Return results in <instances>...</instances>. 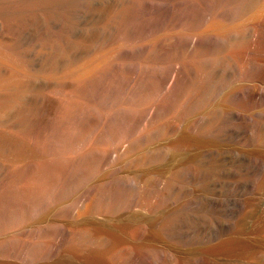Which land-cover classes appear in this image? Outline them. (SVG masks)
I'll use <instances>...</instances> for the list:
<instances>
[{
  "label": "bare ground",
  "instance_id": "6f19581e",
  "mask_svg": "<svg viewBox=\"0 0 264 264\" xmlns=\"http://www.w3.org/2000/svg\"><path fill=\"white\" fill-rule=\"evenodd\" d=\"M261 1L0 0V264L264 263Z\"/></svg>",
  "mask_w": 264,
  "mask_h": 264
},
{
  "label": "rangeland",
  "instance_id": "374dc122",
  "mask_svg": "<svg viewBox=\"0 0 264 264\" xmlns=\"http://www.w3.org/2000/svg\"><path fill=\"white\" fill-rule=\"evenodd\" d=\"M242 1H245V0H242ZM231 4H233V2ZM240 9L242 10L246 8L241 6ZM237 22L238 24L243 25V26H247L250 24H254L257 26V25H260L261 23H264V1L262 0L256 6L252 7V9H250L248 13H246V15L242 17L241 19H239ZM231 49L232 50H231L230 56L234 62L238 64L240 63L243 64V62L246 63V62L251 61L252 63L258 64L259 58L257 57V55L264 54V36L261 37L259 40H257L256 43L254 42L252 46L250 47L248 46L246 50H243V49L239 50L236 48H231ZM231 67L233 69L234 65H231ZM256 73L263 76L264 68H260ZM245 83L253 85V84H257L258 82H250L247 80L242 82V84H245ZM241 108H244V109H239L238 111L241 112L242 114L252 113V109H250L249 107L248 108L241 107ZM263 140H264L263 134L259 133L257 137V141H256L258 146L263 144L262 143ZM237 148L239 152V157L237 160L236 172L235 173L230 172L231 160L229 159L228 154H225L224 159L222 161V167L220 168L222 170V175H221L220 180L224 182L225 184L227 183L242 184L243 182L248 181V180H251L252 182L254 181L257 184V191L255 194H251V196H249L247 192H245L244 190L245 187L242 188L241 186H238L236 192H234L233 195L236 197L245 196V197H252V198L259 199L263 195L262 191L260 190L261 189L260 184H262V181L264 179L263 178L264 176H262L264 172V164H263L264 163V150L260 147L249 148L245 146H237ZM247 159L251 161L253 159H259L262 162V166H259L258 164L254 165L250 163V161H248ZM195 167L200 168L201 166L197 164ZM219 214H221L224 219H232L236 217V213L232 212L231 210L221 211ZM230 235H228V237L230 238L234 237V235L232 236ZM252 238H253L252 243L255 246L257 247L264 246V240L262 239L260 233L253 235ZM151 243L155 245L158 252H160L159 250L166 251L170 249V247L172 246L168 243H162V242H151ZM118 244H120L121 246H128L127 243L118 242ZM142 248H143V244H135L134 246L135 252L145 258L146 255L144 254V251ZM153 253H156V252L153 251ZM254 262L259 263V264H264L263 258L261 255L254 258Z\"/></svg>",
  "mask_w": 264,
  "mask_h": 264
}]
</instances>
